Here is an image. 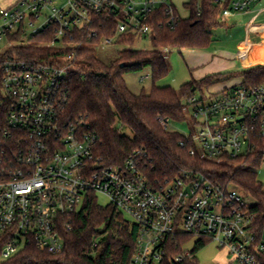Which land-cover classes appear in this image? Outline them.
I'll use <instances>...</instances> for the list:
<instances>
[{
  "label": "built area",
  "instance_id": "2783aa9c",
  "mask_svg": "<svg viewBox=\"0 0 264 264\" xmlns=\"http://www.w3.org/2000/svg\"><path fill=\"white\" fill-rule=\"evenodd\" d=\"M209 2L221 8L224 24L238 15L264 13V0ZM161 18L172 28L181 19L174 0H19L0 9V43L28 46L42 35L41 46L61 53L48 64L8 60L2 67L0 109L6 113L0 122V261L30 246L61 254L63 233L72 230L75 215L90 196L97 201L103 196L106 207L137 227L131 264L163 263L178 238L188 241L175 257L177 263L195 257L199 245L215 243L226 254L222 264H264V229L256 225V204L245 201L247 193L192 172L155 187L136 155L123 165L106 163L97 136L61 110L81 52L130 48L120 42L129 38L152 41ZM259 31L264 36L263 26ZM247 54L250 64L264 67ZM183 104L197 131L184 136L195 147L192 156L240 167L259 156L261 167L254 170L264 169V81L196 93ZM170 123L166 120L165 127Z\"/></svg>",
  "mask_w": 264,
  "mask_h": 264
},
{
  "label": "trees",
  "instance_id": "16d2710c",
  "mask_svg": "<svg viewBox=\"0 0 264 264\" xmlns=\"http://www.w3.org/2000/svg\"><path fill=\"white\" fill-rule=\"evenodd\" d=\"M190 15L180 19L175 27L161 18L152 37L154 50L140 51L131 48L135 39H123L130 48L118 52L117 58L106 62L96 51H83L78 65L70 73L66 89L67 101L62 103L64 117L83 122L98 138V152L108 164L123 165L131 156L141 171L155 187L165 185L185 172L200 175L206 180L231 184L252 196L256 201V225L264 229V186L254 170L261 167V157L249 159L247 167L236 162H213L192 156L195 148L184 135L170 131L164 122H186L188 115L184 99L220 83L218 76L192 80L179 90L158 88L156 82L170 72L165 50L169 48L204 49L213 41V30L224 26L219 21L221 8L209 0H193L187 5ZM44 36L35 38L32 45H16L0 51V98H2V67L8 60L48 64L61 55L57 48L39 43ZM11 40H18L12 37ZM124 65V67H122ZM145 68L152 71L153 87L139 94L131 92L124 76ZM246 84L264 81V67H257L243 74ZM6 109H0V122L5 120ZM1 127V124H0ZM185 141V146L181 142ZM65 249L51 255L30 246L9 261L0 264H131L136 248L137 227L111 207L100 205L90 196L82 211L75 215L71 231H64ZM188 238H178L161 264H199L198 258L175 262L183 252ZM205 248L199 245L196 253Z\"/></svg>",
  "mask_w": 264,
  "mask_h": 264
},
{
  "label": "rangeland",
  "instance_id": "374dc122",
  "mask_svg": "<svg viewBox=\"0 0 264 264\" xmlns=\"http://www.w3.org/2000/svg\"><path fill=\"white\" fill-rule=\"evenodd\" d=\"M17 1L0 0V9L10 8ZM187 3H191V0H174L182 19H186L190 15L185 5ZM259 26L264 27V13L254 12L248 15H238L228 20L224 26L213 30V41L207 48L197 50L187 48L166 49L165 57L170 72L167 77L156 82V87H171L179 90L192 80L218 76L222 81L204 90V94L210 95L243 83L245 81L243 74L256 68L254 63L250 64L248 51L254 61H262L260 65L264 66V44H261L264 43V36L260 33ZM8 48L7 41L0 43L1 52H5ZM128 48L123 45H113L97 48L96 52L100 59L110 62L117 58L118 52ZM131 48L140 51L154 50L150 39L137 40ZM124 79L129 90L135 94H139L144 89L150 91L153 87L150 68L126 74ZM169 130L184 136L197 132L189 119L181 123L171 122ZM257 174L258 180L264 186V169ZM243 197L250 205L256 204L252 196L243 194ZM98 203L105 206L108 201L105 197L99 196ZM195 242V239L192 240L187 248L193 249ZM196 257L199 264H222L226 261L225 252L221 251L215 243H209L205 248L198 251Z\"/></svg>",
  "mask_w": 264,
  "mask_h": 264
},
{
  "label": "crops",
  "instance_id": "0c3cea01",
  "mask_svg": "<svg viewBox=\"0 0 264 264\" xmlns=\"http://www.w3.org/2000/svg\"><path fill=\"white\" fill-rule=\"evenodd\" d=\"M18 1H19V0H18ZM18 1H17V2H18ZM17 2H16V3H17ZM16 3H15V4H16ZM15 4H13V5H15ZM13 5H12V6H13ZM12 6H11V7H12ZM255 45H256V44H255ZM257 45H258V44H257Z\"/></svg>",
  "mask_w": 264,
  "mask_h": 264
},
{
  "label": "water",
  "instance_id": "95a60500",
  "mask_svg": "<svg viewBox=\"0 0 264 264\" xmlns=\"http://www.w3.org/2000/svg\"><path fill=\"white\" fill-rule=\"evenodd\" d=\"M122 67H124V65H122Z\"/></svg>",
  "mask_w": 264,
  "mask_h": 264
}]
</instances>
